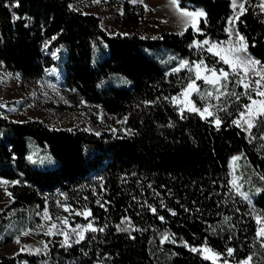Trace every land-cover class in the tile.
I'll return each mask as SVG.
<instances>
[{"label": "trees", "instance_id": "16d2710c", "mask_svg": "<svg viewBox=\"0 0 264 264\" xmlns=\"http://www.w3.org/2000/svg\"><path fill=\"white\" fill-rule=\"evenodd\" d=\"M118 1V19L135 27L142 5ZM243 4L236 29L247 51L264 64L260 0ZM196 5L206 13V22L199 18L201 31L189 25L182 35L162 31L151 38L108 34L97 14L72 7L70 0H0V64L22 80H36L57 63L53 51L64 45L60 66L68 95L99 106L123 127L102 128L97 135L0 115V175L18 181L8 186L11 201L0 210V243L32 225L44 204L56 215L65 207L90 211L87 218L73 215L104 228L86 232L80 243L69 241L70 247H62L58 235L40 252L1 253L0 264H212L190 250L205 243L223 254L232 248L231 262L251 254L255 264H264L254 220L264 217V116L250 131L232 123L250 94L222 96L207 119L187 110L182 118L171 102L193 77L172 67L183 57L202 58L193 44L197 39H224L232 13L231 0H179L180 7ZM233 90L245 92L230 81ZM215 116L222 121L219 129ZM233 156L240 159L233 162ZM125 217L131 227L121 224ZM165 232L175 242L161 243Z\"/></svg>", "mask_w": 264, "mask_h": 264}, {"label": "rangeland", "instance_id": "374dc122", "mask_svg": "<svg viewBox=\"0 0 264 264\" xmlns=\"http://www.w3.org/2000/svg\"><path fill=\"white\" fill-rule=\"evenodd\" d=\"M132 2V0H129ZM133 3V2H132ZM140 3L143 7V13L138 19L135 27L130 28L126 25H123L118 19V15L121 13L122 4L118 0H70L72 7L81 10L82 12L94 13L99 16L100 26L108 33H128L133 32L140 36H148L153 38L158 36L162 31H171V32H181L184 28V20L177 13L175 8L169 3V0H142ZM243 3V0H236L237 7L233 8V0H231L232 13L226 20V29H233L231 40L235 42L236 36L235 32L237 31L235 25V19L239 13V4ZM188 11L200 10L199 6L191 7H182ZM203 10V9H202ZM232 21L230 24L229 21ZM199 27V26H198ZM200 31L201 28L199 27ZM205 39H208L212 43L227 42L230 40L229 32L226 31V36L221 40H210L207 37H202L197 39L198 42H201ZM210 45H201L200 47H195L196 50L201 52L202 58L197 59H188L183 57L175 66L172 68L179 67V64L183 60L189 61V66H192L193 62H199L203 60L209 68L224 69V71L229 72V80L236 81L238 76L232 72V69L223 63L218 56L213 55L207 49ZM229 45L224 43L221 44L222 48H226ZM211 56L207 58V53ZM65 54V47L62 45L60 48L53 51V57H55L56 64L53 66L47 67L44 69V74L42 77L36 80H22L20 75L17 72L9 71L5 69L0 64V115L5 116L9 119L14 120H26L29 118H35L40 121H43L49 127H60V128H70L73 126H78L80 128H85L93 132H99L102 128L114 131H121L123 127L115 121L110 119L104 113H102L99 106L94 105L91 102H87L85 99H76L68 95L66 87L63 84L64 71L60 66V63L63 60ZM241 58H246L251 56L254 58L249 51L247 53H238ZM203 56L205 58H203ZM258 60L257 58H254ZM209 62H214L210 64ZM180 71H185L190 73L193 77L186 81L184 87L176 94L171 95V102L175 105L177 111L180 112V108L183 107L182 104L173 102L172 97H179L180 100H183L181 95L183 89L187 84L195 79V72L189 71L188 68H182ZM208 74V73H205ZM243 75V72L240 73ZM248 77L255 81L259 77L254 74V72H249ZM196 84L199 88V92H193L189 99L196 105L198 108H203L205 105L211 104L214 105L217 100L213 97L217 95L215 88L211 84H207L203 79L196 80ZM255 87L253 84L247 92L250 94L253 99H261V97L256 96L252 88ZM223 91V89H221ZM246 91V90H245ZM212 92L213 97H208L207 93ZM202 95L204 98L202 99ZM250 103V101H248ZM247 103V104H248ZM186 110V109H185ZM210 111H214L213 108ZM198 114V113H197ZM199 115V114H198ZM213 117V121L214 122ZM264 137V133L262 134ZM0 181H7V184H0V210L10 203L11 195L10 189L8 186L14 181L0 175ZM45 209H47L48 218H45ZM78 211H67L64 214H53L48 210L46 204L40 206L36 210V221L29 225L28 227L21 230L20 233L16 234L13 237L4 239L0 243V255L4 254H14L17 251H35L36 249H43L47 245L48 239L52 236H60L62 239L64 237L59 233L61 231H66L70 235V241L76 240V236L72 233V229L76 228V225H87L90 223L79 222L76 220L75 215ZM87 211H82L84 213ZM86 217L85 215H83ZM259 215H254V220L256 223L255 228V237L257 238V229L261 227L256 222V218ZM260 217H262L260 215ZM63 218H67V225L62 223ZM52 224H56L57 227L52 229L54 234H46L51 228ZM23 233H27L24 235ZM17 237L19 238V243L16 242ZM259 240V246H261V239ZM205 244L199 246L201 249ZM208 248L212 249L209 245ZM23 249V250H22ZM214 250V249H212ZM215 251V250H214ZM220 253L218 251H215ZM221 254V258L218 260H227L228 264H239L240 261L245 260L249 255L240 258L236 261H229L228 254ZM263 259V257H262ZM217 261V262H218ZM91 264H104L101 262H93ZM251 264H255L254 261Z\"/></svg>", "mask_w": 264, "mask_h": 264}, {"label": "snow or ice", "instance_id": "6c2138e0", "mask_svg": "<svg viewBox=\"0 0 264 264\" xmlns=\"http://www.w3.org/2000/svg\"><path fill=\"white\" fill-rule=\"evenodd\" d=\"M98 2V0H97ZM133 3L138 2V0H132ZM139 2H142V0H139ZM169 3L175 8L177 13L181 16V18L184 20V28L185 30L187 27L190 25L195 31L199 32L200 29L198 27V22L199 18L205 17V22H206V13L200 9V10H195V11H188L185 8H181L179 6V0H169ZM236 0H233V8H236ZM239 9H240V14H243V12L246 10L244 7V4L241 3L239 4ZM261 9L262 12H264V0H260V4L257 5ZM238 15L236 19H238ZM229 23L231 24L232 21L230 20ZM226 31L229 32L230 35V40L227 42H220V43H212L208 39H205L201 42L194 41L193 44L196 47H200L201 45H210L208 47V51L211 52L213 55L218 56L220 60L223 61L224 64L228 65L231 69L232 72L235 73L238 76V79L235 81L237 85H242L243 88L246 90L244 93L237 94L235 90L229 92L228 91V80H229V72L224 71V69H219L217 70L216 68H209L203 60H200L199 62H193L192 66H189V61L183 60L180 62L179 67L174 68V72H179L182 68H188L189 71H194L195 72V79L191 80L187 86L183 89L181 95L183 97V100H180L179 97H172L173 102L182 104L183 107L180 108V113L183 118V112L185 109L189 112H196L198 113L202 119H207L208 117L214 116V113L210 111L211 108L215 107L214 105L208 104L205 105L202 109L196 107V105L189 99L191 94L193 92H199V88L196 84V80H201L203 79L205 83L213 85L215 88V91L217 95L213 97L212 92H208L207 96L208 97H213L215 100L219 101L221 97H227L229 95L231 96H236L237 99L239 98V95H248L247 90L252 87L254 84L255 87L252 88V90L255 92L256 96L261 97V99H253L251 95H248V99L250 103L245 104L243 106L244 111L240 113V118L233 120L232 123L235 124L237 127H242L245 128L246 131H250L254 127V121L258 119L259 117L264 116V64H261L259 60H256L252 58L251 56H247L246 58H241L238 53H247V42L245 40V37L240 35L238 31L235 32L236 40L233 42L231 40L232 32L233 29L229 28L226 29ZM181 35L183 32L180 33ZM228 44L229 46L226 48H222L221 44ZM254 72L256 76L259 78L256 79L255 81H252L248 77L249 72ZM243 72V75L240 73ZM208 73V74H205ZM223 89V91H221ZM202 99L204 96L202 95ZM219 110H225L222 107L219 108ZM214 123L219 129L222 121L218 116H215L214 118ZM171 126V125H169ZM97 135H99L97 133ZM28 159L31 161L33 158L32 156H29ZM240 159V156H233L232 161L235 162ZM231 166V165H230ZM261 179H264V176H261ZM7 181H0V184H7ZM13 183H18V181L13 182ZM233 186H236V180L234 179L232 181ZM237 187V191L239 192V187ZM259 191V190H258ZM11 195V193H8ZM244 197V199H248L247 193H240ZM251 202V201H249ZM99 203V201H98ZM163 203V202H162ZM103 207V205H101ZM149 208L151 211L155 214L156 213V208L152 207L149 205ZM69 209L65 207V211H68ZM172 215H176L174 211L169 209ZM77 215H85L86 218L87 216L91 215L90 211L80 213L77 212ZM45 218H48V213L47 209H45ZM161 221L164 220V217L161 216L159 217ZM225 221H228L230 217H224ZM125 222L128 223V226L131 227V223L127 217L124 218V220L121 221V224H124ZM256 222L258 225H261L257 229V238H260L262 243L261 247H264V217L257 216ZM62 223L67 225L68 221L67 218H63ZM57 227L56 224H52L51 228L49 229L48 233L46 234H54L52 232V229H55ZM117 230L118 231H128V228H122L120 225H117ZM72 233L75 234L77 237L75 240V243H80L85 239V233L88 231L91 232H96V231H104V228L97 229L96 227L93 226V224L90 222L87 225H76V228H73ZM24 235H27V233H23ZM64 237V240L61 242V246H68L70 247L71 244L69 243L70 241V235L66 231H61L59 233ZM175 242L172 240V237L170 236L169 233L165 232L162 234V239L161 243L164 242ZM16 242L19 243V238L17 237ZM185 246H187V243L185 242ZM47 245H45V248ZM23 250V249H22ZM191 251L193 252H201L202 255H204V258L207 260H211L212 264H217V261L221 258V254L215 252L214 250L210 249L207 247V244L201 248H190ZM36 252H40V249H36ZM233 249L229 248L227 249V254L231 256L233 254ZM253 261V255H249L245 260H242L239 262V264H251ZM224 264H228L227 260L224 261Z\"/></svg>", "mask_w": 264, "mask_h": 264}]
</instances>
